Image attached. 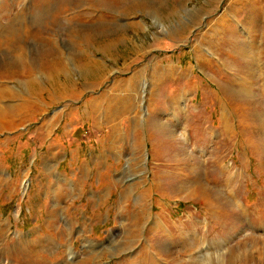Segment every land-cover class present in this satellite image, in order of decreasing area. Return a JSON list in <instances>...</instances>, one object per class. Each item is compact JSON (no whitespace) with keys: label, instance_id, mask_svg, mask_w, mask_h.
Instances as JSON below:
<instances>
[{"label":"rangeland","instance_id":"rangeland-1","mask_svg":"<svg viewBox=\"0 0 264 264\" xmlns=\"http://www.w3.org/2000/svg\"><path fill=\"white\" fill-rule=\"evenodd\" d=\"M264 264V0H0V264Z\"/></svg>","mask_w":264,"mask_h":264},{"label":"bare ground","instance_id":"bare-ground-1","mask_svg":"<svg viewBox=\"0 0 264 264\" xmlns=\"http://www.w3.org/2000/svg\"><path fill=\"white\" fill-rule=\"evenodd\" d=\"M205 258H206L205 255H204V256H201V257L199 258V260L196 261V264H202L203 261L205 260Z\"/></svg>","mask_w":264,"mask_h":264}]
</instances>
